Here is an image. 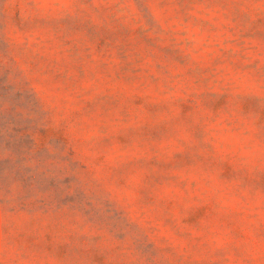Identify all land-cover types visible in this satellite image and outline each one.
Segmentation results:
<instances>
[{
    "label": "rangeland",
    "instance_id": "1",
    "mask_svg": "<svg viewBox=\"0 0 264 264\" xmlns=\"http://www.w3.org/2000/svg\"><path fill=\"white\" fill-rule=\"evenodd\" d=\"M0 264H264V0H0Z\"/></svg>",
    "mask_w": 264,
    "mask_h": 264
}]
</instances>
